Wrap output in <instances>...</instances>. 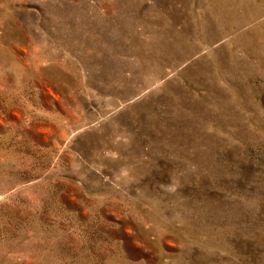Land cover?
I'll list each match as a JSON object with an SVG mask.
<instances>
[{"label": "rangeland", "instance_id": "obj_1", "mask_svg": "<svg viewBox=\"0 0 264 264\" xmlns=\"http://www.w3.org/2000/svg\"><path fill=\"white\" fill-rule=\"evenodd\" d=\"M0 264H264V0H0Z\"/></svg>", "mask_w": 264, "mask_h": 264}, {"label": "bare ground", "instance_id": "obj_2", "mask_svg": "<svg viewBox=\"0 0 264 264\" xmlns=\"http://www.w3.org/2000/svg\"><path fill=\"white\" fill-rule=\"evenodd\" d=\"M146 81V80H145Z\"/></svg>", "mask_w": 264, "mask_h": 264}]
</instances>
